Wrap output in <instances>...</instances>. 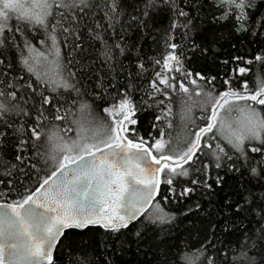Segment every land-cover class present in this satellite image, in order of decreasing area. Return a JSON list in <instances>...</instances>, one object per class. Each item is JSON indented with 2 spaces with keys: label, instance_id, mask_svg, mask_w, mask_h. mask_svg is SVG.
<instances>
[{
  "label": "trees",
  "instance_id": "obj_1",
  "mask_svg": "<svg viewBox=\"0 0 264 264\" xmlns=\"http://www.w3.org/2000/svg\"><path fill=\"white\" fill-rule=\"evenodd\" d=\"M37 15L0 18V203L23 204L94 129L186 157L139 220L68 230L50 264H264V133L238 147L216 129L226 103L264 119V0H45Z\"/></svg>",
  "mask_w": 264,
  "mask_h": 264
},
{
  "label": "water",
  "instance_id": "obj_2",
  "mask_svg": "<svg viewBox=\"0 0 264 264\" xmlns=\"http://www.w3.org/2000/svg\"><path fill=\"white\" fill-rule=\"evenodd\" d=\"M185 160H156L121 134L115 144L64 158L23 204L0 203V264H50L68 230L128 227L153 205L163 165Z\"/></svg>",
  "mask_w": 264,
  "mask_h": 264
},
{
  "label": "rangeland",
  "instance_id": "obj_3",
  "mask_svg": "<svg viewBox=\"0 0 264 264\" xmlns=\"http://www.w3.org/2000/svg\"><path fill=\"white\" fill-rule=\"evenodd\" d=\"M44 2L45 0H0V18L5 15L7 9H16L21 15L37 18V13L43 7ZM52 70H54V67L49 66L48 72H52ZM258 101L259 104L264 103V97ZM221 105L220 108L222 107ZM220 110L221 113L217 120L216 129L217 131L219 130L222 136L230 139L234 145L239 147L245 139H257L260 134L264 133V119H261L258 107L226 103ZM119 113L120 111H114L113 117L119 116ZM120 120L122 121V117ZM84 135L83 139L80 138L78 141H74L73 144H75L68 148L66 153L71 156L69 160L109 145L113 141L114 136L107 133L106 129H94L91 132H85Z\"/></svg>",
  "mask_w": 264,
  "mask_h": 264
}]
</instances>
